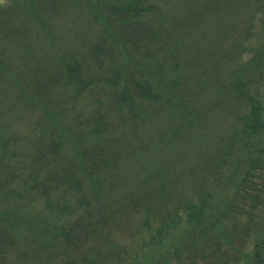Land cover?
<instances>
[{
	"label": "trees",
	"instance_id": "trees-1",
	"mask_svg": "<svg viewBox=\"0 0 264 264\" xmlns=\"http://www.w3.org/2000/svg\"><path fill=\"white\" fill-rule=\"evenodd\" d=\"M74 1L11 0L0 6V42L9 36L26 41V13L27 20L51 25ZM221 2L82 0L99 27L94 41L79 44L91 58L76 46L58 58L57 72L38 62L23 80L0 50V89L2 82L17 87L14 101L41 114L39 137L26 138L24 151L0 106V264H10L4 259L22 230L44 236L40 246L47 252L60 249L63 264H145L140 256L148 252H153L148 264H264L261 156L254 152L248 159L223 209L215 204L221 161L199 164L193 191L179 196L160 170L136 160L148 151L140 129L169 115L170 136L183 140L180 130L199 129L208 118L205 101H220L223 91L212 73L218 64L209 63L219 56L231 61L232 47L218 43L229 39L215 29L232 3ZM27 46L19 45L14 57L24 65L33 54ZM60 72L66 77L55 84ZM257 94L236 95L245 114H237L227 150L241 131L249 135L264 128V100ZM260 151L264 148L257 147ZM125 166L131 167L129 176ZM251 238L252 250L246 251Z\"/></svg>",
	"mask_w": 264,
	"mask_h": 264
},
{
	"label": "rangeland",
	"instance_id": "rangeland-1",
	"mask_svg": "<svg viewBox=\"0 0 264 264\" xmlns=\"http://www.w3.org/2000/svg\"><path fill=\"white\" fill-rule=\"evenodd\" d=\"M21 1L24 0H18V2ZM228 1L232 2L229 6L230 10L221 12V24L220 26L218 24L215 30L218 32L221 29L220 35L225 33L226 37L229 38H220L218 33L219 45L222 43L232 45L228 57L231 61H225L224 56H219L209 63V65L218 64L215 69H212V73L216 74V78L213 77V79L223 91L220 101L217 98L214 101L212 98L208 103L205 101L204 107L207 109L205 112L208 118L203 121L202 128L194 130V125H190L183 128L184 130H180L183 140L170 136L169 115L168 118L163 116L160 119H155L153 125L145 126L147 130L140 129L139 137H141L142 142L145 144L144 147H147L148 151L142 152L141 157H136V160H141L140 164L146 166L150 171L160 170V175L171 185V193L173 195L177 193L179 196L180 194L183 196L190 195L193 191L194 179L192 173L198 172L199 164L201 165L204 162L206 166H213L214 163L221 161L222 174L220 175L219 184L216 185L219 187V191L215 200V204L220 209H223L228 199L233 195L236 184L246 171L248 159L254 155V152L255 155H259L261 159H264L263 151H260L261 153L256 152L257 147L264 148V128L258 133L249 135L241 131V133L236 134V137L240 139L234 141L231 149L227 150V141L229 140L227 136L232 129L239 125L237 114H245V109L243 111L244 102L237 97L239 92L243 91V95L246 96L249 94L254 96L255 93H258L259 99L264 100V24L262 21L264 3L258 8L262 0H224V4L222 0L220 5H225ZM10 3L11 0H0L2 8L7 7ZM27 17L26 13L23 26L27 33L24 37L26 41L12 39L9 36L3 38L0 42L3 60L5 63L7 61L12 63V71L22 80L26 77L27 70L34 69L36 67L35 63L38 62L44 64L45 68L49 67L57 72L59 68L57 66L60 65L57 63L58 58H62L61 55L66 50L76 46L80 47L82 51L80 54L85 55L86 59L91 58L90 55L85 54L79 44L94 41L99 27L91 21L82 0H75L70 12L64 16L54 20L51 19V25H49L50 23L43 24L32 18L27 20ZM22 31L23 29L19 33H22ZM8 34L11 33L8 32ZM22 44L28 45L30 51L28 49L27 51L33 53L31 54L32 57L25 59V65L21 64V57L14 58L17 55V47ZM74 53L80 55L78 51ZM227 54H225L226 59ZM12 56L11 62L8 58ZM105 64L107 65V63ZM65 77L60 72L55 84L59 80H64ZM16 89L17 87H13L8 82L1 83L0 96L3 100L0 97L2 100L0 106L4 112L3 118L8 125V131L19 138L17 140L21 143L19 147L22 146L23 150L26 151L28 146L26 138L36 139L39 137L41 114L35 108L27 110V105L22 107L20 102L16 103L12 98ZM64 90L70 91L67 87ZM215 101H217V105H213ZM262 117L264 120V112ZM152 127L157 129V133L153 134L154 128ZM150 128L153 131L148 132ZM142 133L147 135L146 138L142 137ZM22 156L17 157L22 158ZM130 169L131 167L125 166L124 171L127 176L132 172ZM201 172L202 170H200ZM138 173L143 174L142 172ZM37 205L35 208L43 206L44 203L38 207ZM66 207L70 209L68 206ZM259 210L264 220V206L262 205ZM63 212L68 215L71 214L68 211ZM59 213L55 216L58 217ZM14 238V248L9 250L7 260L3 257L1 262L4 259L10 264H13L14 261H16L15 264H63L60 249L54 247L53 250L50 249L47 252L45 248L40 246L41 243L44 244L45 242L44 236L40 237L39 234L22 230ZM250 240L246 251L252 250L253 238ZM55 251L57 255L51 257ZM151 253L153 252L140 256V262L148 264ZM249 262V260L241 261L239 264H249Z\"/></svg>",
	"mask_w": 264,
	"mask_h": 264
}]
</instances>
